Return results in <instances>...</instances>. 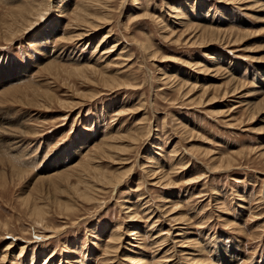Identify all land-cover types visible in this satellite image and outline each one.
Here are the masks:
<instances>
[{
	"label": "rangeland",
	"instance_id": "1",
	"mask_svg": "<svg viewBox=\"0 0 264 264\" xmlns=\"http://www.w3.org/2000/svg\"><path fill=\"white\" fill-rule=\"evenodd\" d=\"M0 99V264H264V0H0Z\"/></svg>",
	"mask_w": 264,
	"mask_h": 264
},
{
	"label": "bare ground",
	"instance_id": "2",
	"mask_svg": "<svg viewBox=\"0 0 264 264\" xmlns=\"http://www.w3.org/2000/svg\"><path fill=\"white\" fill-rule=\"evenodd\" d=\"M77 12H78V11H77ZM76 14H78V13H76ZM94 16H95V15H94ZM84 17H85V16H84ZM95 17H97V16H95ZM91 18H93V17H91ZM86 19H87V18H86ZM88 20H89V19H88ZM88 20H87V21H88ZM79 21L82 22V23H85V24L87 25V27H88V26H92V23H86V22H85L86 20H84L83 18H82V19L80 18ZM93 25H94V24H93ZM94 27L96 28V26H94ZM88 28H90V27H88ZM218 39H219V38H218ZM215 40H216V38H215ZM218 41H219V40H218ZM118 46H120V45H118ZM114 47H115V46H114ZM114 47H113V48H114ZM110 53H111V52H110ZM86 69H87V68H86ZM6 95H7V94H6ZM0 100H1V99H0ZM174 150H175V149H174ZM3 169H4V167H3ZM13 171H14V170L12 169L11 172H13ZM4 172H5V171H3V173H4ZM6 172H7V171H6ZM13 173H14V172H13ZM14 174H15V173H14ZM16 175H17V174H16ZM123 177H124V176H120V177H118V178L116 177V179H115V178H114L113 180L111 179V180H109L108 182H109L110 184L112 183L111 185L116 186V185H118V184H120V183L122 182ZM115 180H116V181H115ZM87 191H88V190H87ZM84 196H85V195H84ZM36 212H37V211H36Z\"/></svg>",
	"mask_w": 264,
	"mask_h": 264
}]
</instances>
